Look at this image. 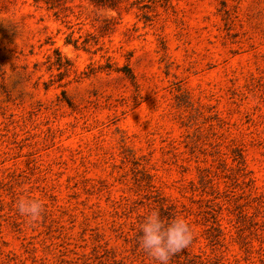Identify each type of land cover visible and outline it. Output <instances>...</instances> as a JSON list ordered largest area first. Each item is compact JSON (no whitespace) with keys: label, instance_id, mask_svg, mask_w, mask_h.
<instances>
[{"label":"rangeland","instance_id":"rangeland-1","mask_svg":"<svg viewBox=\"0 0 264 264\" xmlns=\"http://www.w3.org/2000/svg\"><path fill=\"white\" fill-rule=\"evenodd\" d=\"M152 212L264 264V0H0V264H155Z\"/></svg>","mask_w":264,"mask_h":264},{"label":"clouds","instance_id":"clouds-1","mask_svg":"<svg viewBox=\"0 0 264 264\" xmlns=\"http://www.w3.org/2000/svg\"><path fill=\"white\" fill-rule=\"evenodd\" d=\"M17 211L32 220L41 215V204L34 199L17 201ZM139 245L155 264H168L171 255L186 248L192 241V232L183 218L165 223L157 212L144 217L139 226Z\"/></svg>","mask_w":264,"mask_h":264},{"label":"trees","instance_id":"trees-1","mask_svg":"<svg viewBox=\"0 0 264 264\" xmlns=\"http://www.w3.org/2000/svg\"><path fill=\"white\" fill-rule=\"evenodd\" d=\"M35 3L43 2L45 4H51V0H33ZM100 4H107V3H100ZM107 6L113 7L114 3H108Z\"/></svg>","mask_w":264,"mask_h":264}]
</instances>
